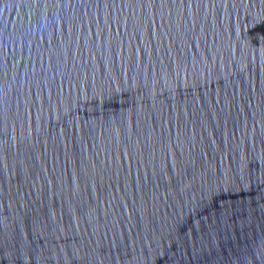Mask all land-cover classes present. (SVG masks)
<instances>
[{"label":"water","instance_id":"1","mask_svg":"<svg viewBox=\"0 0 264 264\" xmlns=\"http://www.w3.org/2000/svg\"><path fill=\"white\" fill-rule=\"evenodd\" d=\"M0 264H264V0H0Z\"/></svg>","mask_w":264,"mask_h":264}]
</instances>
